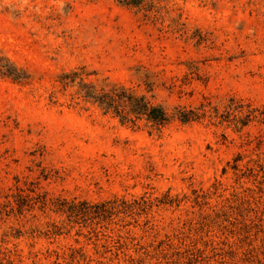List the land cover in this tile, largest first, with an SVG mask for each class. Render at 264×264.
<instances>
[{
  "label": "rangeland",
  "instance_id": "obj_1",
  "mask_svg": "<svg viewBox=\"0 0 264 264\" xmlns=\"http://www.w3.org/2000/svg\"><path fill=\"white\" fill-rule=\"evenodd\" d=\"M0 56V264H264V0H0Z\"/></svg>",
  "mask_w": 264,
  "mask_h": 264
},
{
  "label": "trees",
  "instance_id": "obj_2",
  "mask_svg": "<svg viewBox=\"0 0 264 264\" xmlns=\"http://www.w3.org/2000/svg\"><path fill=\"white\" fill-rule=\"evenodd\" d=\"M80 73L69 74V83L80 76ZM0 77L8 78L15 82H23L26 77L23 72L17 69L4 56H0ZM71 77V78H70ZM81 81V78H80ZM83 100L95 104L104 114L110 113L117 117L121 123L134 126L138 121L144 120L148 126L160 132L172 119H177L182 123H187L198 119L193 110L175 109L173 113H168L162 107L147 100L142 95H136L132 91L120 86H111L107 89L96 88L92 84L82 83L79 89ZM83 214L95 213L97 215L107 211L106 202L98 205H89L87 202H80ZM96 207L91 212L92 207ZM76 208L75 203L62 201L57 208L58 211L67 213L73 212Z\"/></svg>",
  "mask_w": 264,
  "mask_h": 264
}]
</instances>
